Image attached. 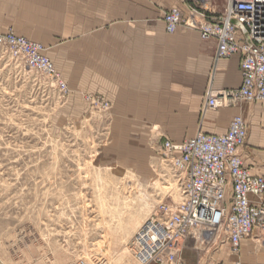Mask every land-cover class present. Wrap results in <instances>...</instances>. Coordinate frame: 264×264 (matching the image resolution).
Returning <instances> with one entry per match:
<instances>
[{
    "label": "rangeland",
    "instance_id": "rangeland-1",
    "mask_svg": "<svg viewBox=\"0 0 264 264\" xmlns=\"http://www.w3.org/2000/svg\"><path fill=\"white\" fill-rule=\"evenodd\" d=\"M53 61L66 83L67 61ZM89 84L60 93L0 48L2 264H137L135 234L161 203L182 200L178 175L152 150L159 128L116 123L113 100ZM189 243L182 264L238 259L222 242Z\"/></svg>",
    "mask_w": 264,
    "mask_h": 264
},
{
    "label": "crops",
    "instance_id": "crops-1",
    "mask_svg": "<svg viewBox=\"0 0 264 264\" xmlns=\"http://www.w3.org/2000/svg\"><path fill=\"white\" fill-rule=\"evenodd\" d=\"M190 5L192 0H0V33L12 30L42 44L62 76L53 60L65 59L69 91L77 82L84 89L99 86L113 100L116 123L159 128L152 150L199 133L225 135L241 116L248 140L240 154L253 175L264 176V105L205 109L208 93L240 89L242 56L217 60L214 40L185 28L166 31L164 15L179 7L187 17ZM238 259L264 264V245L246 240Z\"/></svg>",
    "mask_w": 264,
    "mask_h": 264
},
{
    "label": "built area",
    "instance_id": "built-area-1",
    "mask_svg": "<svg viewBox=\"0 0 264 264\" xmlns=\"http://www.w3.org/2000/svg\"><path fill=\"white\" fill-rule=\"evenodd\" d=\"M164 22L169 34L185 27L199 32L204 41L214 40L217 60L242 56L240 89L208 93L205 109L264 105V0H192L187 17L173 7ZM0 48L49 79L60 93H68L42 44L9 31L0 33ZM247 140V122L237 116L225 135L199 133L181 144L164 143L166 161L179 177L182 201L159 205L136 234L131 247L140 264H182L189 241L212 246L222 242L236 258L245 240L261 238L264 243V176L253 175L245 166L240 151Z\"/></svg>",
    "mask_w": 264,
    "mask_h": 264
},
{
    "label": "bare ground",
    "instance_id": "bare-ground-1",
    "mask_svg": "<svg viewBox=\"0 0 264 264\" xmlns=\"http://www.w3.org/2000/svg\"><path fill=\"white\" fill-rule=\"evenodd\" d=\"M238 90H239V89H238ZM181 201H182V200H181ZM179 203H181V202H179ZM161 204H166V203H161ZM161 204H160V205H161ZM166 205H168V204H166ZM150 219H151V218H150ZM150 219H148V220H150ZM148 220H147V221H148ZM147 221H146V222H147ZM146 222H145V223H146ZM141 228H142V227H141ZM141 228H140V229H141ZM140 229H139V230H140ZM139 230H138V232H139ZM138 232H137V233H138ZM137 233H136V234H137ZM136 234H135V236H136ZM135 236H134L133 240L135 239ZM133 240H132V241H133ZM201 241H202V240H201ZM261 241H262V240H261ZM198 243H199V242H198ZM131 244H132V243H131ZM204 244H205V243L202 241V246H204ZM206 244H207V243H206ZM210 244H211V243H210ZM210 244H208V246H211V248H212V245H210ZM213 245H214V244H213ZM186 247H187V246H186ZM205 247H206V246H205ZM130 249H131V252H132V255H133L135 261L137 262V264H140L139 261L137 260V258H136L135 255H134V252H133V250H132V247H130ZM129 252H130V251H129ZM130 255H131V254H130ZM235 259H236V258H235ZM237 260H238V259H237ZM212 263L215 264L214 261H211V262H209V263H207V264H212Z\"/></svg>",
    "mask_w": 264,
    "mask_h": 264
}]
</instances>
